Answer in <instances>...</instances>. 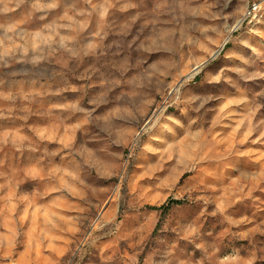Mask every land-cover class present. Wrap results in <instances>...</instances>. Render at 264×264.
Returning a JSON list of instances; mask_svg holds the SVG:
<instances>
[{"label": "rangeland", "instance_id": "rangeland-1", "mask_svg": "<svg viewBox=\"0 0 264 264\" xmlns=\"http://www.w3.org/2000/svg\"><path fill=\"white\" fill-rule=\"evenodd\" d=\"M0 264H264V0H0Z\"/></svg>", "mask_w": 264, "mask_h": 264}, {"label": "trees", "instance_id": "trees-1", "mask_svg": "<svg viewBox=\"0 0 264 264\" xmlns=\"http://www.w3.org/2000/svg\"><path fill=\"white\" fill-rule=\"evenodd\" d=\"M179 204V203H181L180 201H173V200H171L168 204H166V205H163V206H161V207H154L153 209L154 210H158V211H163L164 213L165 212H167L171 207H172V205L173 204Z\"/></svg>", "mask_w": 264, "mask_h": 264}, {"label": "built area", "instance_id": "built-area-1", "mask_svg": "<svg viewBox=\"0 0 264 264\" xmlns=\"http://www.w3.org/2000/svg\"><path fill=\"white\" fill-rule=\"evenodd\" d=\"M260 8H261V5H259V4H257L256 2L255 3H253V5H251V7H250V11H249V13L251 14V13H256L258 10H260Z\"/></svg>", "mask_w": 264, "mask_h": 264}]
</instances>
